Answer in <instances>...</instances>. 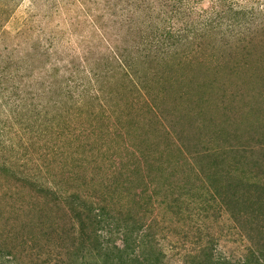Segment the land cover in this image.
<instances>
[{"label":"rangeland","instance_id":"1","mask_svg":"<svg viewBox=\"0 0 264 264\" xmlns=\"http://www.w3.org/2000/svg\"><path fill=\"white\" fill-rule=\"evenodd\" d=\"M134 229L264 255V0H0V264Z\"/></svg>","mask_w":264,"mask_h":264},{"label":"trees","instance_id":"2","mask_svg":"<svg viewBox=\"0 0 264 264\" xmlns=\"http://www.w3.org/2000/svg\"><path fill=\"white\" fill-rule=\"evenodd\" d=\"M101 217L102 214L95 215L89 221L92 222L94 220L97 223L101 220ZM144 232V230L143 232H139L138 229H134L131 232H123L124 245L122 249L118 247H113L114 249L110 248L108 240L97 244H90L89 246H84V241V243H81L80 248L76 249L74 247L73 254H69L73 258L68 264H163L158 250L155 249V243L146 240L147 236L142 235L145 234ZM131 234H135L136 238L129 243L128 238ZM136 249L139 250L136 251ZM204 255V257L198 258L193 264H264V255L260 251L256 253L254 250L250 252L249 258L238 263H232L226 258H215L214 255ZM63 264L67 263L64 262ZM185 264L188 263L185 262Z\"/></svg>","mask_w":264,"mask_h":264}]
</instances>
